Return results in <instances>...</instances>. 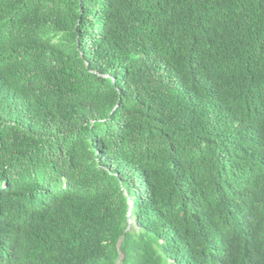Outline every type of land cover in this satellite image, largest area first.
<instances>
[{"label":"trees","instance_id":"obj_1","mask_svg":"<svg viewBox=\"0 0 264 264\" xmlns=\"http://www.w3.org/2000/svg\"><path fill=\"white\" fill-rule=\"evenodd\" d=\"M198 254L264 264V0H0V264Z\"/></svg>","mask_w":264,"mask_h":264},{"label":"clouds","instance_id":"obj_2","mask_svg":"<svg viewBox=\"0 0 264 264\" xmlns=\"http://www.w3.org/2000/svg\"><path fill=\"white\" fill-rule=\"evenodd\" d=\"M205 258H204V256L202 255V256H200L199 254H198V256H197V263L198 264H203L205 261Z\"/></svg>","mask_w":264,"mask_h":264},{"label":"bare ground","instance_id":"obj_3","mask_svg":"<svg viewBox=\"0 0 264 264\" xmlns=\"http://www.w3.org/2000/svg\"><path fill=\"white\" fill-rule=\"evenodd\" d=\"M130 221L132 222V219H131V220H129V222H130ZM129 222H128V223H129ZM130 224H131V223H129V225H130ZM248 257H249V256H247V258H248Z\"/></svg>","mask_w":264,"mask_h":264},{"label":"rangeland","instance_id":"obj_4","mask_svg":"<svg viewBox=\"0 0 264 264\" xmlns=\"http://www.w3.org/2000/svg\"><path fill=\"white\" fill-rule=\"evenodd\" d=\"M129 223H131V221Z\"/></svg>","mask_w":264,"mask_h":264}]
</instances>
